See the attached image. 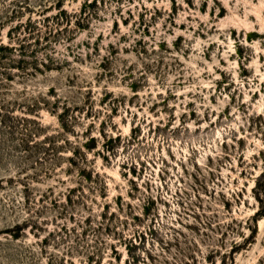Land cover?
Masks as SVG:
<instances>
[{"label": "rangeland", "instance_id": "obj_1", "mask_svg": "<svg viewBox=\"0 0 264 264\" xmlns=\"http://www.w3.org/2000/svg\"><path fill=\"white\" fill-rule=\"evenodd\" d=\"M0 264H264V0H0Z\"/></svg>", "mask_w": 264, "mask_h": 264}]
</instances>
